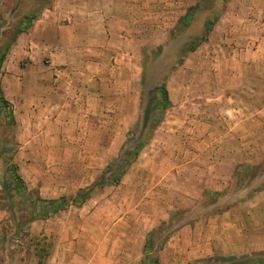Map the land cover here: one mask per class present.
<instances>
[{
	"label": "rangeland",
	"instance_id": "374dc122",
	"mask_svg": "<svg viewBox=\"0 0 264 264\" xmlns=\"http://www.w3.org/2000/svg\"><path fill=\"white\" fill-rule=\"evenodd\" d=\"M42 1L0 0V53L8 47L25 68L8 81L0 64L1 87L56 84L41 51L31 62L7 45ZM153 2L160 15L128 26L130 43L114 45L131 58L118 56L114 78L106 71L99 100L61 106L49 93L35 102L36 93L15 90V123L0 112V264H142L150 232L160 264H264V123L247 118L264 104V17L246 16V44L227 35L231 56L243 50L228 80L239 106L223 108V68L208 37L234 3L253 1L179 0L181 14L176 0ZM136 151L118 183L102 184ZM11 164L32 196L86 197L27 223Z\"/></svg>",
	"mask_w": 264,
	"mask_h": 264
},
{
	"label": "crops",
	"instance_id": "0c3cea01",
	"mask_svg": "<svg viewBox=\"0 0 264 264\" xmlns=\"http://www.w3.org/2000/svg\"><path fill=\"white\" fill-rule=\"evenodd\" d=\"M153 1L156 0H51L49 5L40 10L30 27L18 34L13 46L20 48L25 56H29L31 62L34 60L33 52L36 48L47 56L48 60L41 59V62L45 71L55 75L56 84L52 87H22V85L1 87L4 96L10 101L14 99L15 90L21 94L30 92L36 93L37 96L33 99L35 102H44L46 97L43 94L49 93L51 95L49 98H56L55 102L61 106H71L78 101L84 103L90 98L94 101L99 100V87H105L106 71L114 78V70L118 67L114 61L118 56L122 54L131 58L129 51L118 53L114 45L120 40L123 43H130L128 26L137 27L135 22L160 15L159 11L153 8L155 6ZM252 1L251 5L234 3L220 16L208 37L212 45L210 52L214 67L223 68L220 81L222 89L219 92L223 97L220 99L223 101L219 104L223 108L239 106L238 102L233 103L229 99L228 88L231 85L228 80L232 78L230 58H234L235 55L240 57L243 50L242 47H238L236 48L238 52L231 56L229 43L231 41L227 39V35L233 30L237 38L236 43L246 44V25H244L246 16L251 15V19L264 17V0ZM176 3V12L183 13V8L179 10V0H176ZM137 15L139 17L144 15V19L137 18ZM167 23L172 22L168 19L166 25ZM125 25L127 31L122 29ZM10 55L8 53L3 60L4 63L2 62L6 71L4 75L10 79L8 81L19 80L22 77L20 73L24 72L25 68L21 63L17 68ZM24 76H27V73H23ZM109 83L112 85V81L109 80ZM228 100L232 103H227ZM247 103L242 102L244 106ZM254 107L256 111L247 118L257 124H263L264 119L260 112L264 104H254ZM224 133L227 135L229 131L225 129ZM229 171H232V166Z\"/></svg>",
	"mask_w": 264,
	"mask_h": 264
},
{
	"label": "trees",
	"instance_id": "16d2710c",
	"mask_svg": "<svg viewBox=\"0 0 264 264\" xmlns=\"http://www.w3.org/2000/svg\"><path fill=\"white\" fill-rule=\"evenodd\" d=\"M42 2H44L42 4V7L40 6L36 11L31 12L30 14H27L24 16L23 19L26 22V27L23 29H18L15 31L10 44H7L8 46L12 45L15 42V40H16V38L20 32L26 31L30 27L33 20L38 16L40 10L43 7H45L47 4H49V0H44ZM208 25L209 24H207L206 28L208 27ZM194 49H195V47L193 46V47H191L190 50H194ZM7 51H8V47L5 50L1 51V53H0V64H2ZM160 89H161L163 100L168 103L169 99H168L167 89L164 86L160 87ZM2 110L3 111L7 110V112H8L7 115L10 118L9 122L14 124L15 119L13 116L11 103L4 96L3 90H2L1 85H0V112ZM137 154H138L137 151L131 153L130 154L131 156L128 155L124 159V161L121 163V166L118 167L116 170L111 171V173L108 175V177H105V175H104V179L102 180V184L118 183L120 181L121 177L126 172V167L132 163V161L134 160V158L136 157ZM9 171L11 174L10 181H9V187L14 188L15 191L17 192V194L21 196V199L18 202H20V204H26L28 207V213L30 214V217L25 219V222H27V223L30 221H33L35 219L45 217L49 213H57L60 210L65 209L66 206L70 202H81L86 197L85 193H80L76 197H74L73 199H66L64 196H61V197L56 198V199H43L40 196H32V195H30L29 191L27 190V187H26L21 175L18 173L17 166L15 164H11L9 166ZM155 235H156V232H150L148 235V239L144 245V259L142 261V264H160V261H159V258L157 255L150 257L151 248L154 244V241L152 239ZM231 259H236V257H232ZM245 264H249V262L245 263Z\"/></svg>",
	"mask_w": 264,
	"mask_h": 264
}]
</instances>
